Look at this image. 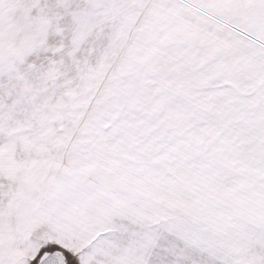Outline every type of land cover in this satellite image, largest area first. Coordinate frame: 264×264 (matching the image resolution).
Instances as JSON below:
<instances>
[{
    "label": "snow or ice",
    "instance_id": "snow-or-ice-1",
    "mask_svg": "<svg viewBox=\"0 0 264 264\" xmlns=\"http://www.w3.org/2000/svg\"><path fill=\"white\" fill-rule=\"evenodd\" d=\"M0 264H264V0H0Z\"/></svg>",
    "mask_w": 264,
    "mask_h": 264
}]
</instances>
